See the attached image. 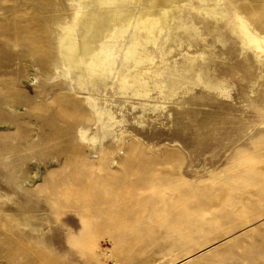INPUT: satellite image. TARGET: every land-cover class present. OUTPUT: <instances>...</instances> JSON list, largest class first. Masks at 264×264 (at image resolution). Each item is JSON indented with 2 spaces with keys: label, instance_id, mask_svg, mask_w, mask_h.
Masks as SVG:
<instances>
[{
  "label": "rangeland",
  "instance_id": "374dc122",
  "mask_svg": "<svg viewBox=\"0 0 264 264\" xmlns=\"http://www.w3.org/2000/svg\"><path fill=\"white\" fill-rule=\"evenodd\" d=\"M74 1L0 0V203L14 206L0 210V264H252L264 248V52L244 45L239 16L264 34V0H210L219 19L201 0L181 8L196 39L150 48L151 96L100 85L110 131L97 123L91 89L57 75ZM189 58L202 80L184 70ZM62 101H77L85 117L62 116ZM123 135L150 156L148 185L114 206L64 196L81 178L105 184L125 168ZM107 154L108 169L87 164ZM122 225L118 243L109 227Z\"/></svg>",
  "mask_w": 264,
  "mask_h": 264
},
{
  "label": "bare ground",
  "instance_id": "6f19581e",
  "mask_svg": "<svg viewBox=\"0 0 264 264\" xmlns=\"http://www.w3.org/2000/svg\"><path fill=\"white\" fill-rule=\"evenodd\" d=\"M201 1L204 3L202 9L207 12L212 10L211 14L215 15L217 19L220 18L216 11L218 5L216 2ZM74 5L76 11L72 19L62 26L59 38V52L62 61L61 67L56 68L57 75L67 79L75 90L91 89L89 99L98 113L97 123L102 124L103 128L108 127L107 129L110 131L112 128L108 123L114 119V116L109 110L99 106L95 96L100 85L108 86V81L111 80L112 85L117 82L123 95L132 91L138 97L139 95L151 96V90L159 84L153 79H147L151 78L149 75L154 72L145 65L146 55L152 52L151 47L155 50L158 49L161 38L166 39L165 50L167 52L171 47L195 40L196 34L188 30L194 28L195 23L184 21L181 8L186 6H190L194 10L197 8L194 6V0H75ZM239 19L241 21L239 31L242 34L244 45L254 48L258 53L264 52V34L252 27L244 16H239ZM193 31L201 35L199 28ZM132 60L133 64H131ZM150 60L154 64L156 63L154 55ZM198 65L196 60L189 58V64L184 65V70L196 71L198 78L202 80L201 68L198 69ZM175 69L177 70V67ZM159 74L162 76L163 73ZM170 79L173 82L174 92H176V88L180 87L181 83L175 73ZM57 104L60 107V100L57 101ZM61 104L65 110L70 112L61 111L62 116L72 115L77 120L85 117L77 101H73L69 107L64 101ZM105 114H108L107 120ZM4 125L0 123V127ZM8 126L9 124H7ZM81 133L82 136H85L86 130H81ZM96 140V137H92L93 143ZM122 141L123 143L127 141L129 146L128 159L125 161L124 169L108 171L105 184L95 177L92 180L81 178L78 182L73 183L70 181L75 178L80 167V165H76L74 172H78L72 177L69 175L71 177L69 182L74 185H69L70 187L66 188L63 195L65 196V193L68 192V196L76 198L78 202L86 206L98 202L114 206L122 202L123 197L131 198L139 190L144 189V185H148V165L144 161H147L150 156L142 152L140 143L129 135H123ZM90 154L94 153L90 152ZM116 155H119V152ZM140 156H142L141 159ZM108 157L107 154L97 163L93 161L87 164H91L94 168L105 167L108 169ZM5 162L7 160H4L3 163ZM63 177V180L68 178L66 175ZM78 177H80L79 173ZM132 177H137V179L131 180ZM25 180L28 178L23 177V181ZM7 188H13L12 183H8ZM39 190L40 192L45 191L42 187ZM13 208L14 206L11 204L0 203V210ZM125 212L129 213V210L125 209ZM174 225H181V223L176 221ZM184 225H190V220L187 217H184ZM124 227V225L118 228L109 227L110 230L116 231L118 243L123 241L120 231ZM257 248L256 251H258L256 254L250 255L252 261L250 260L248 263L264 264V248Z\"/></svg>",
  "mask_w": 264,
  "mask_h": 264
}]
</instances>
